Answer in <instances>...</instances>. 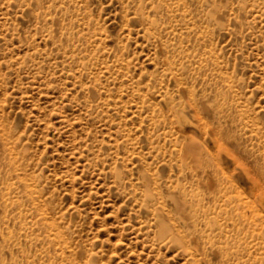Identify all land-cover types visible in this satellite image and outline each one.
Returning a JSON list of instances; mask_svg holds the SVG:
<instances>
[{
	"label": "rangeland",
	"instance_id": "rangeland-1",
	"mask_svg": "<svg viewBox=\"0 0 264 264\" xmlns=\"http://www.w3.org/2000/svg\"><path fill=\"white\" fill-rule=\"evenodd\" d=\"M0 264H264V0H0Z\"/></svg>",
	"mask_w": 264,
	"mask_h": 264
}]
</instances>
